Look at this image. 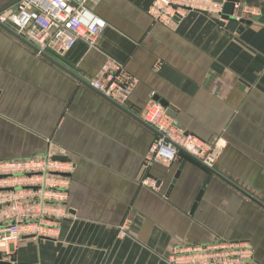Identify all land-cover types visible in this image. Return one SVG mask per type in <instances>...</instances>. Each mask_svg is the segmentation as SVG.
Masks as SVG:
<instances>
[{
	"label": "crops",
	"instance_id": "crops-1",
	"mask_svg": "<svg viewBox=\"0 0 264 264\" xmlns=\"http://www.w3.org/2000/svg\"><path fill=\"white\" fill-rule=\"evenodd\" d=\"M153 1L104 0L96 47L56 60L0 27V160L64 152L73 164L55 236L21 239L0 262L170 264L174 247L231 242L264 264V0H239L259 12L249 25L191 12L173 28L149 17ZM106 60L138 81L127 110L85 84ZM151 94L186 132L226 140L215 173L183 155L145 165L154 134L136 116ZM146 176L156 192L140 187Z\"/></svg>",
	"mask_w": 264,
	"mask_h": 264
},
{
	"label": "built area",
	"instance_id": "built-area-1",
	"mask_svg": "<svg viewBox=\"0 0 264 264\" xmlns=\"http://www.w3.org/2000/svg\"><path fill=\"white\" fill-rule=\"evenodd\" d=\"M104 0H16L0 12V27L29 47L38 57L56 60L72 50L77 42L96 47L105 27L93 9ZM227 0H223L226 3ZM232 17L250 20L259 15L255 8L232 2ZM235 11V12H234ZM204 13L223 22L222 5L213 0H154L147 14L154 23L173 28L189 13ZM138 83L125 66L106 60L85 84L112 105L127 110L129 97ZM161 103L150 95L137 120L150 129L154 141L145 165H170L180 155L193 160L211 173L227 142L223 137L202 141L182 129ZM65 153L52 152L25 160H0V255L7 256L9 247L21 239H49L68 216L67 202L73 164L54 161ZM140 187L151 192L158 181L146 176ZM118 236L126 237L129 223L118 227ZM170 264H251L253 250L246 243L214 242L206 246L174 247Z\"/></svg>",
	"mask_w": 264,
	"mask_h": 264
},
{
	"label": "water",
	"instance_id": "water-1",
	"mask_svg": "<svg viewBox=\"0 0 264 264\" xmlns=\"http://www.w3.org/2000/svg\"><path fill=\"white\" fill-rule=\"evenodd\" d=\"M235 0H227L226 3H223V0H213L214 3L222 5V20L224 21H229V20H234V18L232 17V13H233V5L232 2H234ZM204 14V13H203ZM216 23L220 24L221 22H219L218 20H215ZM240 24L242 25H249L250 22L246 21V20H240L239 21ZM165 108H166V104H162ZM168 113V112H167ZM54 161H68L66 158L64 157H60V156H55L52 158ZM0 264H18L14 259H11L9 262H0Z\"/></svg>",
	"mask_w": 264,
	"mask_h": 264
}]
</instances>
